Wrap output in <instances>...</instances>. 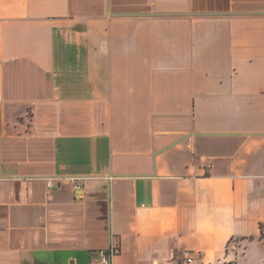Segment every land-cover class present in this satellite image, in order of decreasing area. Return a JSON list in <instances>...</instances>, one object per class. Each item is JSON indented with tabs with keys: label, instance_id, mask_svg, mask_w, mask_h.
I'll return each instance as SVG.
<instances>
[{
	"label": "crops",
	"instance_id": "1",
	"mask_svg": "<svg viewBox=\"0 0 264 264\" xmlns=\"http://www.w3.org/2000/svg\"><path fill=\"white\" fill-rule=\"evenodd\" d=\"M184 251L264 264V0H0V264Z\"/></svg>",
	"mask_w": 264,
	"mask_h": 264
},
{
	"label": "built area",
	"instance_id": "2",
	"mask_svg": "<svg viewBox=\"0 0 264 264\" xmlns=\"http://www.w3.org/2000/svg\"><path fill=\"white\" fill-rule=\"evenodd\" d=\"M58 180H60V178H57ZM69 181L73 184V188L75 191L80 192L81 191V187H82V180L83 177L81 176H68ZM46 185L48 188H52L54 186L53 183V178H47V182ZM229 247H235L234 245V241L231 240L228 243ZM119 249L116 246H112L107 252H103L102 256H101V260L103 263H107L108 262V258L111 257L112 255L118 253ZM194 261V257L192 256V254L188 251H184L181 254V259L178 261L177 264H191ZM222 264H235L232 261H223Z\"/></svg>",
	"mask_w": 264,
	"mask_h": 264
}]
</instances>
